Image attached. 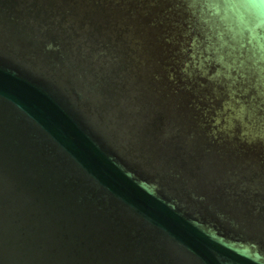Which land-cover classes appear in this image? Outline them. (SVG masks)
Wrapping results in <instances>:
<instances>
[{
    "label": "water",
    "instance_id": "obj_1",
    "mask_svg": "<svg viewBox=\"0 0 264 264\" xmlns=\"http://www.w3.org/2000/svg\"><path fill=\"white\" fill-rule=\"evenodd\" d=\"M0 264H264V0H0Z\"/></svg>",
    "mask_w": 264,
    "mask_h": 264
}]
</instances>
